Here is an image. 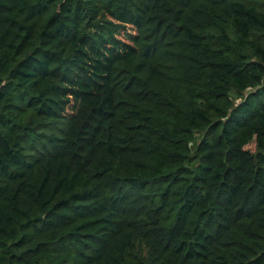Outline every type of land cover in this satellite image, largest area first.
<instances>
[{
  "label": "trees",
  "instance_id": "16d2710c",
  "mask_svg": "<svg viewBox=\"0 0 264 264\" xmlns=\"http://www.w3.org/2000/svg\"><path fill=\"white\" fill-rule=\"evenodd\" d=\"M0 264H264V0H0Z\"/></svg>",
  "mask_w": 264,
  "mask_h": 264
},
{
  "label": "rangeland",
  "instance_id": "374dc122",
  "mask_svg": "<svg viewBox=\"0 0 264 264\" xmlns=\"http://www.w3.org/2000/svg\"><path fill=\"white\" fill-rule=\"evenodd\" d=\"M248 149L251 150V151H253L254 146H253V145H250V146L248 147Z\"/></svg>",
  "mask_w": 264,
  "mask_h": 264
}]
</instances>
